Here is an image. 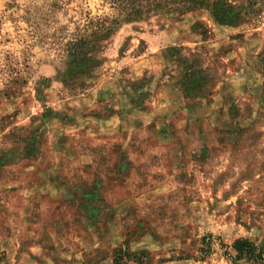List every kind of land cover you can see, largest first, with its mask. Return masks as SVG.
<instances>
[{
    "label": "rangeland",
    "instance_id": "1",
    "mask_svg": "<svg viewBox=\"0 0 264 264\" xmlns=\"http://www.w3.org/2000/svg\"><path fill=\"white\" fill-rule=\"evenodd\" d=\"M62 1L54 26L108 12ZM49 4L0 0L1 262L240 264L225 245L264 243V0L238 25L204 9L125 24L82 88L28 35ZM195 53L209 86L185 90Z\"/></svg>",
    "mask_w": 264,
    "mask_h": 264
},
{
    "label": "trees",
    "instance_id": "2",
    "mask_svg": "<svg viewBox=\"0 0 264 264\" xmlns=\"http://www.w3.org/2000/svg\"><path fill=\"white\" fill-rule=\"evenodd\" d=\"M49 1V11L43 17L36 19L29 15L24 19L29 28L28 35L34 42L48 45L56 51L58 80L82 88L87 78L102 73L104 58L101 54L125 24L146 22L157 17L181 18L204 9L221 25H238L257 16L255 7L260 0H99L108 12L93 14L90 9H82L76 19L73 17L67 24L57 26L51 20L52 14L65 3L62 0ZM197 57V53L191 54V58L183 61L187 68L182 83L185 90H190L189 86L194 82L209 86L208 78L200 79L202 73L195 71L199 63ZM225 247L230 250V253L225 251V255L233 263L264 264V243L257 245L251 239L237 238ZM128 258L130 255L119 249L115 252L113 264H125ZM0 264H3L1 260Z\"/></svg>",
    "mask_w": 264,
    "mask_h": 264
}]
</instances>
